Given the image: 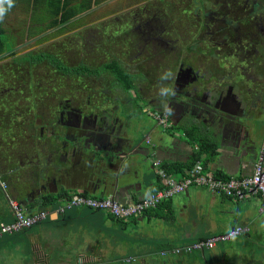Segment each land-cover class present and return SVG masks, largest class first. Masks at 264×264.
I'll return each instance as SVG.
<instances>
[{
    "label": "flooded vegetation",
    "instance_id": "flooded-vegetation-1",
    "mask_svg": "<svg viewBox=\"0 0 264 264\" xmlns=\"http://www.w3.org/2000/svg\"><path fill=\"white\" fill-rule=\"evenodd\" d=\"M70 22L53 33L64 42L41 50L52 63L16 64L12 52L37 54L15 52L18 37L0 55L14 71H5L12 83L0 74V132L16 145L0 155V173L16 180L22 206L61 190L119 203L126 192L118 190L140 191L160 158L194 156L181 139L187 130L228 146L244 138L248 120L261 122L264 0H90ZM140 121L160 128L158 138L145 144ZM128 154L135 166L123 181L117 171ZM257 157L248 155L253 164Z\"/></svg>",
    "mask_w": 264,
    "mask_h": 264
},
{
    "label": "crops",
    "instance_id": "crops-1",
    "mask_svg": "<svg viewBox=\"0 0 264 264\" xmlns=\"http://www.w3.org/2000/svg\"><path fill=\"white\" fill-rule=\"evenodd\" d=\"M260 119L261 122L259 124L258 122L256 123L260 129L261 142H263L260 143L262 154L258 153L254 164L262 157L264 166V114ZM143 122H139L141 127L143 126L142 130L145 129V126L151 125ZM154 132L156 133V131ZM143 139L145 144H148L146 139L151 142L154 141V139L152 140L151 130L146 135H143ZM226 140L227 138L224 137L223 146L220 147V140L206 141L200 139V144L206 142L211 145L212 149L209 152H203L196 142L193 145L194 148H192L194 156L188 157L189 155L183 151L180 153V158L179 156L173 160L160 158L162 161L160 166L166 163H180L187 166L184 168L183 177L179 175L171 176L175 180H180L187 176L188 171L192 167L191 165L188 168V165H190L194 157L199 156L196 161H201L204 170L214 175L218 174L226 178H229V174H233L234 178L251 175L254 167L253 162L251 163L249 160V162L244 164H237L235 159L229 156ZM155 171L156 178L154 180L151 176H144L145 179H142L144 187L136 193H129L130 198L123 194L119 204L128 201L130 204L135 203L138 198H145L146 195L158 190L161 184ZM1 183L5 184L6 189L9 188L7 193L10 196L5 194L6 200L9 197L19 202L20 198L14 193V188H17V186H10L8 180L0 173V185ZM20 191L22 189H19ZM74 193V190L71 192L61 190L59 194L49 195L50 197L45 195L43 199L51 198V202L46 206H43V203L36 202V200L29 205H21L28 215L38 211H45L48 216L44 221L38 223L34 229L33 226L31 229L24 231L26 235L21 238L11 239L3 235L0 237V248L6 247L3 245L6 241H10V246H12L14 241L24 240L22 246L24 245L23 251L26 250V255L22 261L20 260V264H51L55 258L54 247L57 243L62 247L66 245L64 254L73 261V264H93L99 261L98 258L102 250L100 245H93L89 236H83V240L78 242V237L75 240L72 238V235H74L73 230L67 235L66 232L70 225L66 219L69 216H73V213L68 214L65 211L64 215L57 214L58 207ZM87 197L96 199L92 196ZM262 203L263 199L257 195L234 200L221 194L213 193L205 188L192 186L163 202L157 208L150 209L136 218L118 222L120 220L110 216L118 223L127 225L131 222L132 227L134 226L135 232L133 230V234L137 238V244L134 247L136 256L134 257L139 264H264V212L260 210ZM45 207L46 210L44 209ZM7 209H0V223L12 221L13 217L9 206ZM70 211H73V209ZM77 212L79 217L86 214L84 213L85 210ZM235 227H243L245 231L234 240L218 242L212 249L193 251L183 255H171L168 253L165 256H161L162 252L168 251L173 247L192 244L200 239L222 235ZM156 245L157 248L155 247ZM89 251L91 253L94 251V254ZM8 254L11 255L10 252Z\"/></svg>",
    "mask_w": 264,
    "mask_h": 264
},
{
    "label": "rangeland",
    "instance_id": "rangeland-1",
    "mask_svg": "<svg viewBox=\"0 0 264 264\" xmlns=\"http://www.w3.org/2000/svg\"><path fill=\"white\" fill-rule=\"evenodd\" d=\"M15 1H18L15 3ZM29 0H0V10L2 8L3 12L7 11L4 14L5 20L3 22L2 19V25L5 27V29L9 32L5 36V40H3V46L4 50H10V48L13 46L12 42L13 39L18 37L19 45L15 46V52H19V50H23L24 48H31L34 49L33 53H40L41 50L48 49L46 46L48 44L52 45L54 44V49L56 47V44L64 42V38L57 39L56 37L58 34L62 33L59 31H55V34L53 36H49L44 39L43 36H47L53 31L45 32L44 34H38L39 31H43L45 28V21L48 20L49 14L46 10L43 9H29L28 2ZM84 2L89 3L90 0H82ZM92 1V0H91ZM170 1H176V0H170ZM133 5V4H130ZM9 7V9H7ZM78 8V4L76 6ZM173 18H176V16H173ZM9 23V25H7ZM38 35V37L36 36ZM32 38L31 37H34ZM43 38V39H42ZM24 39V41H23ZM66 41V40H65ZM20 46V47H19ZM17 47V48H16ZM51 48V47H50ZM50 48L47 50L49 51ZM13 51V48L11 49ZM46 52V51H44ZM13 59L15 61L21 62V56H17ZM36 56V54H35ZM6 58V56H4ZM1 58V57H0ZM3 58V59H5ZM29 57H24L25 61ZM1 59V60H3ZM10 60H4L2 63H0V74L4 76L5 81L4 82H11L12 79H8L7 81L5 75V71L7 73L10 72L11 75H14V71L7 70L6 67L10 65L12 66V62ZM24 62V61H23ZM5 67V68H4ZM19 71L22 74V70L19 69ZM37 74H40V69H37ZM41 75H44L43 71L41 70ZM117 80H119L117 78ZM10 88L15 89L14 84L8 85ZM16 86V84H15ZM133 123H135L134 119H132ZM138 123V121H137ZM151 130L152 132V140L155 138H158V136L161 134V129L158 128L157 132L155 133L153 130V126H145L144 130L140 131V134L146 135ZM180 129L176 130L179 131ZM185 132V131H184ZM181 133V132H179ZM190 138V139H189ZM181 137L182 140L187 141L190 145H193L196 143V138L193 137ZM3 143H0V152L5 147L3 154L7 153V146H3ZM2 154V155H3ZM151 177L153 180L156 178L155 173L153 172L151 174ZM6 180H8L10 186L16 187V184L14 183V179H8L4 176ZM152 181V180H151ZM9 191V188L4 190L1 188L0 185V209L1 210H8L7 207V200L6 195H9L7 193ZM10 196V195H9ZM46 210V207L44 208ZM80 210H85L81 217L78 216V212ZM68 214L73 213V216H69L68 219H66L69 222V228L67 230V235L70 234V232L73 230L74 235H72L73 240H75L77 237V241L81 242L83 240V236H89L93 242V245H100V248L102 250L100 257L98 258L99 261H96L93 264H139L134 256L135 254V245L137 244V238L134 236V226L132 227V223H128L127 225H123L122 223L116 222L114 219L111 218V216L104 212V211H94L88 208H74L73 211L67 210ZM36 227V225L33 227V229ZM134 230V232H133ZM24 235H26L23 231L15 232L13 234H4V237L16 239L21 238ZM88 238V237H87ZM9 239V240H11ZM4 240V239H3ZM24 240H18L14 241L13 245H11L10 241H6L5 245L6 247L0 248V264H20V262L23 260L24 256L26 255L24 249V245L22 246V242ZM57 243L54 247L55 253H54V260L51 264H73V261L71 259H68V256L64 254V248ZM157 248V245L155 246ZM53 249V248H52ZM10 252L11 255L8 253ZM91 253V251H89ZM91 254H94V251H92ZM21 260V261H20ZM26 260V259H25Z\"/></svg>",
    "mask_w": 264,
    "mask_h": 264
},
{
    "label": "built area",
    "instance_id": "built-area-1",
    "mask_svg": "<svg viewBox=\"0 0 264 264\" xmlns=\"http://www.w3.org/2000/svg\"><path fill=\"white\" fill-rule=\"evenodd\" d=\"M160 122L163 123V120H160ZM146 142L149 143V139H146ZM155 170L161 186L158 190L150 193L140 201L121 205L111 198L94 199L81 193H74L66 198L58 207L57 214L64 215L65 211L74 208H88L94 211H104L117 220L127 221L141 216L150 209L156 208L192 186L202 187L234 200H241L250 195H257L263 199L260 210L264 212V166L262 157L254 164L253 173L242 178L216 177L213 173L204 170L201 161H196L188 171L187 176L181 180H175L173 177L167 175L158 162H155ZM1 186L6 190L4 183H1ZM7 202L13 219L9 223H0V237L4 234L29 230L44 221L48 216V213L45 211L26 214L21 204L13 198L7 197ZM244 231L243 227H235L222 235L200 239L192 244L173 247L168 251L162 252L161 256H165L168 253L171 255H183L193 251L212 249L218 242L234 240L241 236Z\"/></svg>",
    "mask_w": 264,
    "mask_h": 264
},
{
    "label": "trees",
    "instance_id": "trees-1",
    "mask_svg": "<svg viewBox=\"0 0 264 264\" xmlns=\"http://www.w3.org/2000/svg\"><path fill=\"white\" fill-rule=\"evenodd\" d=\"M18 1H15V3ZM28 8L29 9H34V8H38V9H43L46 10L49 14L48 20L45 21V28L43 29V31H39L38 34H44L45 32L48 31H53L50 34H48L47 36H43L44 39L52 36L54 33V30L58 27H61L60 30H65L66 28H68L69 26H72L74 23L70 22L71 19H73L74 17L78 16L79 14H82L83 12H85L86 10L89 9L90 7V2H84L82 0H29L28 2ZM76 4H78V8L75 7ZM7 9H9V7H7ZM2 10V8H1ZM3 11V10H2ZM7 11L3 12V22L5 20L4 14ZM2 20H0V55L3 54L6 50H4V46H3V40H5V36L7 33H9L5 27L2 25ZM43 39V38H42ZM14 46V45H13ZM16 53L12 52L8 55V57L11 58H15ZM24 57L21 58V61L23 62ZM54 54L53 56L51 54H47L45 52H40L37 53L36 56L35 54H30L29 58L26 60L29 62L30 65H34L37 64L41 61H49L50 63H52V61L54 60ZM16 64H20V62H15ZM125 85L126 81H125ZM128 87V86H127ZM11 103L13 104V100H11ZM15 107H13L10 111V114L12 116H14V114H16V111H14ZM186 134L188 137L193 138L194 135L192 133L191 130H187ZM14 135L11 134V136L9 138L6 137L5 134H3L2 132H0V138L2 140H4V146L6 145L8 147L9 151H14L16 150V145L14 142ZM197 144L199 145V148L203 151V152H209L210 149H212L211 145H208L206 142L203 144H200L201 141L198 139L196 140ZM5 147L3 148V150L0 152V155L3 154ZM4 156H6V153L4 154ZM199 156H195L193 161L190 163V165H188V168L193 165V163L198 159ZM162 169L167 173V175H179V176H184V168L187 167L185 165H182L180 163H172V164H163ZM216 177H220V178H226L223 177L221 175L215 174ZM181 180V179H180ZM51 202V198H44L43 199V206H46L47 204H49ZM158 207V206H157ZM156 207V208H157ZM149 211V210H148ZM147 212V211H146ZM121 222V221H118ZM123 222V221H122ZM27 231V230H23Z\"/></svg>",
    "mask_w": 264,
    "mask_h": 264
},
{
    "label": "water",
    "instance_id": "water-1",
    "mask_svg": "<svg viewBox=\"0 0 264 264\" xmlns=\"http://www.w3.org/2000/svg\"><path fill=\"white\" fill-rule=\"evenodd\" d=\"M244 131L245 132H244V138L243 139H239L236 141L231 140V144H228V146H227L229 156H231L233 159H235V162H237V164H239V165H240V163L244 164L245 162H249L248 155L251 151L256 152L257 154L260 152V155L262 154L261 150H260V147H261L260 143H263V142H261L262 140L260 139V129L256 123V120L255 119L248 120V123L245 125ZM127 141H128V148L127 149L131 150L133 147V145H132L133 144L132 143L133 137H132L131 133H129ZM222 142H223V139L221 140L220 147L223 146ZM217 151L221 152L219 150H217ZM133 155L134 154L125 155L124 156L125 159L123 160V158H122L121 164H120L119 169L117 171V174L119 173L121 178H123L125 180L130 177L129 174H131V172L133 171V168L135 166ZM117 174L115 176H113L115 182L117 181V178H118ZM228 177L234 178L233 174H229ZM120 190H124L126 192L125 196L130 198V196L127 192L128 191L127 187L121 188L118 191H120ZM148 195H146V196H148ZM143 198H141V199L138 198L137 201H140ZM39 203L40 204L43 203V198H40ZM120 204L121 205H128L130 203L128 201L126 203H120Z\"/></svg>",
    "mask_w": 264,
    "mask_h": 264
},
{
    "label": "clouds",
    "instance_id": "clouds-1",
    "mask_svg": "<svg viewBox=\"0 0 264 264\" xmlns=\"http://www.w3.org/2000/svg\"><path fill=\"white\" fill-rule=\"evenodd\" d=\"M2 18H3V11L0 10V20H2ZM169 77H172V73H171V72L166 73V75L163 77V79H167V78H169ZM169 91H171V90H169ZM171 94L174 95L175 93L173 92V93H171Z\"/></svg>",
    "mask_w": 264,
    "mask_h": 264
}]
</instances>
